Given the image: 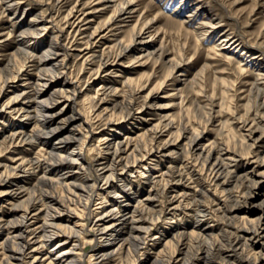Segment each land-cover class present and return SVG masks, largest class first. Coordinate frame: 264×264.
I'll list each match as a JSON object with an SVG mask.
<instances>
[{
  "label": "bare ground",
  "instance_id": "6f19581e",
  "mask_svg": "<svg viewBox=\"0 0 264 264\" xmlns=\"http://www.w3.org/2000/svg\"><path fill=\"white\" fill-rule=\"evenodd\" d=\"M0 2L15 10H20L22 4L17 0ZM127 5L128 0L122 1L116 8V14L123 13ZM191 12L195 10L190 11L187 18L192 16ZM71 15L69 13L68 17ZM115 17L111 16L102 26L94 27L92 19L84 15L75 16L73 22H67L73 30L77 28L76 34L86 42L79 49L83 52V64H92L98 58L97 74L109 65L119 66L122 58L133 52L135 44L145 42V39H135L136 34L132 33V40L124 47L121 46L122 41L114 39L115 43L106 45L101 54L93 52V40L99 37L97 42H100L106 37L104 32L100 34L106 25L110 28L114 24ZM84 20L87 23L81 28L79 25ZM184 22L185 19L181 23ZM154 24L144 25L141 30L150 32ZM218 24L211 20H205L199 26L197 24L196 29L200 30L197 40H201V36L215 34ZM48 28L44 15L34 14L24 22L19 30L18 46L3 68L9 71L11 62L21 54L37 59L33 94L26 96L23 92L12 104L2 107L6 105L10 112L18 108L24 112L25 119H35L34 126L30 130L5 134L3 140L12 143L22 136L24 141L40 142L48 150L42 149L44 155L27 160V173H21V162L7 166L0 174V202L10 206L4 213V209H0V264H136L137 261L138 264H257L264 259V199L258 206L259 213L254 218L247 216L254 206L251 189L264 180V173L252 169L239 172L234 168V164L248 158L245 152L230 145L216 144L215 141L206 142L207 139L201 137L203 131H195L187 125L175 126L167 112H160L156 118L158 121L150 128L122 135L113 131L108 134L110 136H100V143L90 149L95 155L90 163L86 161L87 141L96 124L103 121V128L114 124L120 131L125 130V122L133 117L143 118L146 101L153 98V93L139 97L141 87L136 88L135 84L134 87L133 78L127 77L123 81L127 89L123 91L122 101L111 102L112 112L108 115L107 97L117 93V90L109 91L99 84L94 93L85 95L87 106L83 113H78L75 107L70 108L79 80H73L68 71L66 59L70 49L61 40L64 27L52 31L49 45L35 51L34 43ZM154 37L155 33L150 40ZM234 37L232 33L225 32L217 45L227 42L232 45ZM31 44H34L33 50L29 48ZM163 44L161 42L152 49L145 47L135 58L165 59L167 55ZM116 48L119 51L112 54ZM175 69L172 64L168 76ZM263 85L264 72H261L250 84L249 93L262 96ZM134 109L137 112H133ZM211 114L207 122L212 121ZM114 116L119 118L114 119ZM243 123L245 128L246 122ZM82 130L85 132L82 133ZM246 131L251 138L254 133L251 126ZM242 136L240 147L248 150L249 154L252 145ZM68 147L70 149L66 151ZM175 149H180L182 156L178 168L172 165L159 170L160 160L150 166H142L157 154L176 153ZM97 161L99 168L96 170L93 164ZM141 166L148 171L144 176L148 177L149 185L143 198H139V188H134L129 180ZM36 172L39 174L33 176ZM33 177L34 181H31ZM187 181L190 185L195 184L192 190ZM213 196L219 202L210 208L206 199L214 202ZM166 203L170 216L182 208L193 209L194 228L165 230V233L162 230L152 236V242L148 244L151 248L145 251L143 258L136 259L135 256L147 248L145 246L151 238L150 216L162 214ZM241 209L245 211L238 212ZM212 213L230 227L222 231V236L226 238L224 246L218 243L213 225H203ZM35 220L38 221L30 229ZM166 233L168 236H164ZM56 238L59 239L54 243ZM84 245H90L88 253L83 250ZM28 246H33L30 251H27ZM45 248L47 251L38 255Z\"/></svg>",
  "mask_w": 264,
  "mask_h": 264
},
{
  "label": "rangeland",
  "instance_id": "374dc122",
  "mask_svg": "<svg viewBox=\"0 0 264 264\" xmlns=\"http://www.w3.org/2000/svg\"><path fill=\"white\" fill-rule=\"evenodd\" d=\"M17 1L22 2L20 10L7 8L0 2V89L5 84L0 92V174L7 166L21 162L23 163L21 173L25 174L29 168L27 160L44 155L42 149L48 150L46 145L36 141H24L22 136H18L12 143L3 140L5 134L22 131L21 129L30 130L35 122V119H25L24 112L18 108L10 112L5 105L2 109L4 104H12L13 100L23 92L26 96L33 94L32 82L35 81L37 75L36 58L21 54L11 62L9 71L3 68L18 46V34L23 23L34 14L44 15L49 25V30L41 34L34 43L36 44L35 51L42 50L49 45L51 35H53L52 31H59L58 29L64 27L61 40L70 49V55L66 59L68 71L70 70L73 80H79L70 108L73 106L78 113H83L87 106L85 95L94 93L96 86L101 84L109 91L117 90V93H111L107 97L109 109L106 113L110 115L111 102L120 103L122 101L123 91L127 89L123 81L127 77L133 78L134 87H141L138 92L139 97L144 98L147 94L153 93V98L146 101L143 118H138V120L133 117L128 122L123 121L125 130L120 131L114 124L103 128V121L96 124L94 133L87 141L89 150L87 148L85 150L86 161L90 163L95 155L90 149L94 144L100 143V136L102 138L110 136L108 134L113 131H119L121 135L142 131L158 121L156 118L159 117L160 112H167L169 118L174 120L175 126L187 125L195 131H203L201 137L207 139L206 142L215 141L216 144L230 145L245 152L248 158L234 164V168L239 172L252 169L257 173H264V94L256 97L255 94L249 93L250 84L258 74L264 72V0H128L129 6L127 5L121 14H116V8L124 0ZM198 4L199 8H196ZM194 10L195 12H191L192 16L187 18L190 11ZM69 13H72L71 17H68ZM78 15L92 19L93 27L102 26V23L107 22L111 16H116L110 28L109 25L103 28L100 35L107 34L104 39L97 42L99 37L94 36L97 38L93 40L95 43L91 49L97 54H101L106 45L114 44V39L122 41L121 46L124 47L132 40V33L136 34L135 39H145V42L135 44L133 52L123 57L119 66L109 65L97 74L98 58H95L92 64H83V52L79 49L83 48L86 42L80 39L79 34H76L77 28L73 30V27L67 24L68 20L73 22L75 16ZM184 19L185 22L182 24ZM205 20L219 23L215 28L216 32L212 36L207 34L201 36V40H197L200 34V30L196 29L197 24L199 26V23ZM154 22L152 31L141 30L145 27L144 25ZM86 23L87 20H84L79 26L84 28ZM225 32L235 35L233 39L235 43L231 45L227 42L225 45H217ZM154 33L155 37L150 40V36ZM161 42L164 43L166 50L165 59L148 58V56L135 58L145 47L156 48ZM34 44L29 46L32 48L30 50H33ZM118 51L119 49L116 48L112 54ZM172 64L176 66V69L168 76V70ZM61 81L62 79L59 80ZM151 104L152 107H149ZM133 112L137 110L134 109ZM210 114L213 117L212 121L207 122ZM117 118L119 116H114V119ZM117 121L119 122L120 119ZM243 122H246L245 128H243ZM250 126L254 133L251 138H248L246 129ZM97 131L99 132L96 133ZM242 135L252 145L249 154L248 150L240 147ZM175 151L174 154L168 152L157 154L147 162V165L142 164V166H150L156 160H160L159 170H165L172 165L178 168V162L182 156L180 149H175ZM99 161L93 164L96 170L99 168ZM142 166L133 173L134 176L129 177L132 186L139 188V198L146 196L149 189L148 177L144 176L147 169ZM41 169H43L42 166ZM37 174L39 173L36 172L33 176ZM31 181H34V177ZM187 184L191 190L192 186H195V184L190 185V181H187ZM205 184L207 186V183ZM251 190L254 195L252 198L254 206L252 212L247 213L248 218H254L259 213L258 206L264 199V180ZM161 195H164L162 191ZM161 199H163L162 196ZM208 200L206 199V202L210 208H214V204L219 202L216 198L214 202L212 199ZM166 206L163 207L165 210L162 214L150 216L152 219L151 238L147 241V245L145 244L147 248L141 253L138 252L136 259L143 258L145 251L151 248L148 244L152 242L150 241L152 236L161 233L162 230L165 233V230L170 232L172 229L184 231L194 228L193 209L182 208L171 217L167 210L169 207ZM0 207L1 210L4 209L3 213L10 208L8 204L1 202ZM243 211L245 210H238V212ZM212 214L213 217L207 218L203 225L209 223L213 225V233L216 234L218 243L224 246L226 238L222 236V231L230 227L215 213ZM37 221L30 224V229ZM165 235L168 236L167 233ZM58 239L56 238L54 243ZM32 247L28 246L27 251H30ZM90 249V245L83 246V250L87 253ZM46 251L45 248L39 251L38 255ZM257 264H264V259L259 260Z\"/></svg>",
  "mask_w": 264,
  "mask_h": 264
}]
</instances>
